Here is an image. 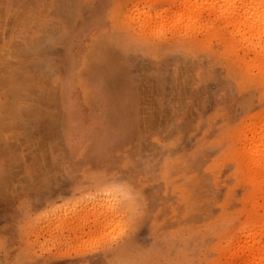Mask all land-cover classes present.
Here are the masks:
<instances>
[{"label":"rangeland","instance_id":"374dc122","mask_svg":"<svg viewBox=\"0 0 264 264\" xmlns=\"http://www.w3.org/2000/svg\"><path fill=\"white\" fill-rule=\"evenodd\" d=\"M71 1L74 20L34 53L35 60L49 63L62 87L50 138L56 150H49L52 164L33 168L32 176L11 178V168L1 167L0 264H255L240 242L253 233L264 241V178L255 183L264 166L252 169L248 150L250 129L264 119V61L251 67L253 81L224 62L215 63L198 86L201 97L191 105L168 164L148 173L126 133L109 136L105 148L99 146L113 126L115 106L107 104L112 106L107 111L103 105L106 115L92 107L84 72L98 66L96 87L108 92L116 83L118 98L137 110V55L147 53L146 44L189 36L183 30L176 33L169 15L163 16L173 7L171 0ZM100 16L118 25L126 47L137 46L114 57L99 56L107 59L105 65L92 64L96 56L88 57ZM209 20L223 37H212L211 47L224 49L231 28L213 16ZM204 33L196 30L191 36L202 40ZM6 34L2 28L0 69L17 58H32L25 38L17 35L10 45ZM42 37L36 39L41 46ZM236 45L241 61L253 63L254 54ZM103 69L117 75L116 81ZM198 178L204 181H193Z\"/></svg>","mask_w":264,"mask_h":264},{"label":"bare ground","instance_id":"6f19581e","mask_svg":"<svg viewBox=\"0 0 264 264\" xmlns=\"http://www.w3.org/2000/svg\"><path fill=\"white\" fill-rule=\"evenodd\" d=\"M170 2L173 7L166 9L163 16L169 15V24L174 31H185L189 39L146 44L147 53L143 57L135 56L137 62L134 61L139 67L137 110L131 108L130 101L118 98L116 83L110 87L114 90L108 92L96 87L94 80L99 72L98 66H89L84 72L86 98L92 107L106 115L112 107L107 104L115 106L112 110L113 126L111 130L108 127L107 134H102L99 146L105 148V143L110 141L109 136L113 138L126 133L127 137L129 135L133 139L131 147L148 173H154L160 165L168 164V155L178 147L181 133L187 126L185 123L191 105L201 97L198 86L207 80L215 63L224 62L244 78L253 81L255 77L251 76V67L264 61V0ZM26 3L23 0H6L2 6L0 0V30L3 28L7 32L10 45H13L17 35L25 38L29 43L27 51L32 55L29 60L17 58L8 69H0V172L5 164L12 170L11 178L21 174L32 176L33 168H45L52 164L49 150L52 148L55 151L56 147L50 138L55 133L62 87L57 80L58 74L48 69V62L35 60L34 53L57 39L62 26L70 24L76 15L71 0H33ZM18 11L20 14L16 13ZM211 16L221 20L224 28H231L232 39L229 43H223L224 49L213 50L211 47L212 37L223 39L221 31L215 29L214 23L209 20ZM98 21L99 28L93 34L92 50L88 57L96 56L92 64L100 62L105 65L109 62L107 59L100 61L99 56L114 57L127 53L129 47H126L124 37L118 35L117 24L102 16ZM196 30L205 32L202 40L192 38ZM39 36H43L45 42L42 46L36 43ZM133 41L134 44L138 42L136 39ZM237 43L243 46L240 50L246 47L254 54L256 59L253 63L241 61L242 57L235 47ZM134 48L129 50L134 51ZM199 59L207 63H199ZM101 73L106 77L111 74L106 69ZM115 77L118 78L111 74L108 78L115 80ZM103 105L107 111L103 110ZM250 133L248 150L252 160L249 164L253 169L255 165L264 166V119L258 126L252 127ZM184 166L189 167L188 164ZM260 173V177L255 174V183L259 178H264V172ZM193 181L201 184L204 180L198 178ZM240 247L255 264L264 262V241L260 234L244 236Z\"/></svg>","mask_w":264,"mask_h":264}]
</instances>
